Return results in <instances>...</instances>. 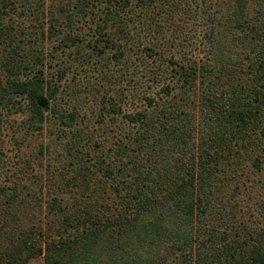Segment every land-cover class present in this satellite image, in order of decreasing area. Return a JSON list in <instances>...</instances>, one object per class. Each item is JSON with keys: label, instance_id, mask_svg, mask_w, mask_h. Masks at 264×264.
Returning a JSON list of instances; mask_svg holds the SVG:
<instances>
[{"label": "trees", "instance_id": "obj_1", "mask_svg": "<svg viewBox=\"0 0 264 264\" xmlns=\"http://www.w3.org/2000/svg\"><path fill=\"white\" fill-rule=\"evenodd\" d=\"M38 258L264 264V0H0V264Z\"/></svg>", "mask_w": 264, "mask_h": 264}, {"label": "rangeland", "instance_id": "obj_2", "mask_svg": "<svg viewBox=\"0 0 264 264\" xmlns=\"http://www.w3.org/2000/svg\"><path fill=\"white\" fill-rule=\"evenodd\" d=\"M64 87L65 86H62V89L60 91V95L63 98L66 97V95L68 94V93H64L65 92ZM82 99H85V97H83ZM137 100L138 99L135 98L132 102H130L132 105L130 107L136 106ZM24 119H26V117H22V116L21 117L18 116L16 118L10 117L9 118L10 122L7 125L9 131H7L6 134L11 135L12 131L14 132V130H16L17 128L21 129V133L19 134L20 138L23 137L21 141H23L24 147H28V149L29 148L30 149L26 150V156L22 155V159H20L19 163L20 162L25 163V161H27L28 163L32 162V165L28 166L26 170L27 172L26 175L29 177L32 174L35 175L39 173L41 170L45 171L46 168L44 166L56 161V158L53 156H56V154H61V150H60L61 148L60 145L54 141V137H55L54 129L50 127H46L43 132H39V133L33 132L30 128L27 127V125L24 126L21 124ZM41 146L47 148V150H45L47 152L46 158L42 160L38 155ZM8 148L12 149V147H10L9 145ZM17 155H18L17 151L11 154L12 157H16V159L13 160L16 164L18 163ZM40 162L45 165L42 167ZM29 264H44V260L43 258H38L30 261Z\"/></svg>", "mask_w": 264, "mask_h": 264}]
</instances>
